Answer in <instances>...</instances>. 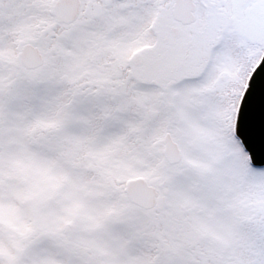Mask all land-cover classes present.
I'll list each match as a JSON object with an SVG mask.
<instances>
[{
	"label": "rangeland",
	"instance_id": "374dc122",
	"mask_svg": "<svg viewBox=\"0 0 264 264\" xmlns=\"http://www.w3.org/2000/svg\"><path fill=\"white\" fill-rule=\"evenodd\" d=\"M37 2L0 0V264H264V168L233 138L235 113L208 129L154 120L104 26L59 27ZM25 44L45 57L35 72ZM167 133L183 161L164 155ZM139 176L152 209L125 193Z\"/></svg>",
	"mask_w": 264,
	"mask_h": 264
},
{
	"label": "flooded vegetation",
	"instance_id": "af4514ba",
	"mask_svg": "<svg viewBox=\"0 0 264 264\" xmlns=\"http://www.w3.org/2000/svg\"><path fill=\"white\" fill-rule=\"evenodd\" d=\"M37 1L35 6L25 5L36 8ZM46 3L53 23L59 27L86 21L90 35L95 36L91 26H104L100 37L107 42L105 46H111L112 41L117 43L118 50L127 54L123 60L129 64L131 74L141 82V87L148 88L150 105L156 112L152 111L154 120H158L157 113L161 121L174 113L181 116V121L188 119L195 123L204 117L209 121L208 129L213 127L210 125L213 119L220 121L234 113L236 118L250 77L264 56V0H46ZM44 4L45 0H40L43 9ZM106 51V48L99 50V55ZM40 54L42 68L45 57L41 49ZM113 86L123 89L126 83L108 82L107 88L102 86L99 90H110ZM167 135L173 138L170 133ZM175 144L183 161L182 145ZM166 146L165 142V156Z\"/></svg>",
	"mask_w": 264,
	"mask_h": 264
},
{
	"label": "water",
	"instance_id": "95a60500",
	"mask_svg": "<svg viewBox=\"0 0 264 264\" xmlns=\"http://www.w3.org/2000/svg\"><path fill=\"white\" fill-rule=\"evenodd\" d=\"M22 64L28 69L39 68L43 64L40 49L31 44L22 47L19 54ZM235 133L249 153L251 164L264 168V56L253 71L238 109ZM170 135L166 137V157L171 163L181 160L182 152L172 142ZM130 202L142 209L156 207L158 191L143 178L130 179L125 188Z\"/></svg>",
	"mask_w": 264,
	"mask_h": 264
}]
</instances>
